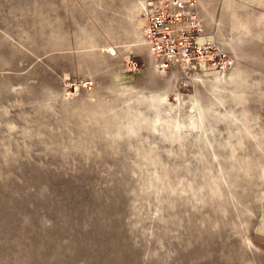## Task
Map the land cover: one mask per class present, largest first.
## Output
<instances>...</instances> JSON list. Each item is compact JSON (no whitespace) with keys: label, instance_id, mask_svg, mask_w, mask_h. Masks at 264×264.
Here are the masks:
<instances>
[{"label":"rangeland","instance_id":"obj_1","mask_svg":"<svg viewBox=\"0 0 264 264\" xmlns=\"http://www.w3.org/2000/svg\"><path fill=\"white\" fill-rule=\"evenodd\" d=\"M193 1L213 90L158 69L150 0H0V264H264V0Z\"/></svg>","mask_w":264,"mask_h":264},{"label":"built area","instance_id":"obj_2","mask_svg":"<svg viewBox=\"0 0 264 264\" xmlns=\"http://www.w3.org/2000/svg\"><path fill=\"white\" fill-rule=\"evenodd\" d=\"M144 16V41L161 71L187 77L230 69L227 51L204 30L193 0H150ZM201 39L205 41L199 43Z\"/></svg>","mask_w":264,"mask_h":264},{"label":"bare ground","instance_id":"obj_3","mask_svg":"<svg viewBox=\"0 0 264 264\" xmlns=\"http://www.w3.org/2000/svg\"><path fill=\"white\" fill-rule=\"evenodd\" d=\"M196 3V6H197V2H195ZM148 4L146 3V2H143L142 3V7H144V9L146 10L147 9V6ZM145 10H144V12H145ZM197 10H198V7H197ZM198 13H199V11H198ZM199 15H200V13H199ZM201 17V16H200ZM202 19V18H201ZM144 29V28H143ZM157 66H158V64H157ZM158 69H159V67H158ZM213 69V68H212ZM215 69V68H214ZM160 70V69H159ZM161 71V70H160ZM162 72V71H161ZM163 72H165V71H163ZM202 75H206V73H201ZM201 74H196V73H193L192 74V77H191V79L193 80V81H195L197 84H199V85H202V87L203 86H206V88H208V87H212L211 89L213 90V85L214 84H218V83H222L223 81H225L226 82V80L225 79H223L222 77H220V76H218V77H215V78H212V79H208V78H204ZM212 84V85H211ZM218 85H220V84H218ZM217 85V86H218ZM222 85V84H221ZM224 85V84H223ZM225 87V86H224ZM220 93V92H219ZM221 96V95H220ZM213 97H214V95H213ZM217 97V96H216ZM216 97H214V98H216ZM218 98H221V97H217V100H218ZM158 100V99H157ZM163 98L161 97L160 98V103L161 102H163ZM220 100V99H219ZM222 100V99H221ZM220 100V101H221ZM158 102V101H157ZM219 102V101H218ZM164 103V102H163ZM211 104V103H210ZM161 105H162V103H161ZM215 106V105H214ZM212 108V107H211ZM211 108H209L208 106L205 108V107H203L202 109H201V115H200V123H201V129L203 128V126H204V123H205V120H206V118H207V114H208V110L209 109H211ZM212 110V109H211ZM176 125H178L177 123H176ZM176 127H178V126H176ZM175 127V128H176ZM202 132H203V130H202ZM203 134H205V133H203ZM206 136V135H205Z\"/></svg>","mask_w":264,"mask_h":264},{"label":"crops","instance_id":"obj_4","mask_svg":"<svg viewBox=\"0 0 264 264\" xmlns=\"http://www.w3.org/2000/svg\"><path fill=\"white\" fill-rule=\"evenodd\" d=\"M253 237L260 247H264V195L260 207L259 217L254 227Z\"/></svg>","mask_w":264,"mask_h":264}]
</instances>
